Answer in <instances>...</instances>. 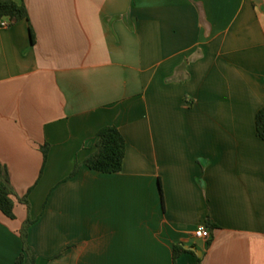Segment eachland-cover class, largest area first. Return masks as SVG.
Returning <instances> with one entry per match:
<instances>
[{"label":"crops","instance_id":"crops-1","mask_svg":"<svg viewBox=\"0 0 264 264\" xmlns=\"http://www.w3.org/2000/svg\"><path fill=\"white\" fill-rule=\"evenodd\" d=\"M14 1L27 18L0 26L15 193L0 264L27 219L35 264H264V0ZM106 125L125 141L119 172L83 164Z\"/></svg>","mask_w":264,"mask_h":264},{"label":"trees","instance_id":"trees-1","mask_svg":"<svg viewBox=\"0 0 264 264\" xmlns=\"http://www.w3.org/2000/svg\"><path fill=\"white\" fill-rule=\"evenodd\" d=\"M7 18L9 24L15 23L19 20L27 18V9L23 3H18L14 0H0V20ZM255 130L258 137L264 141V105H262L255 115ZM96 149L93 153L89 154L83 164L89 169L114 173L119 172L122 168V161L125 152V141L114 125H106L101 127L96 133ZM47 145L42 146V152L45 157ZM79 164H76L70 175L76 173ZM14 197L15 193L9 180L6 176H0V211L10 219L14 215ZM26 201V196L21 198ZM32 223L27 219L22 228L20 229V236L22 239V251L16 258V264H35L36 253L27 242V229ZM206 227L213 229L215 225L209 220H206ZM188 250L182 245L173 246V259L177 258Z\"/></svg>","mask_w":264,"mask_h":264},{"label":"built area","instance_id":"built-area-1","mask_svg":"<svg viewBox=\"0 0 264 264\" xmlns=\"http://www.w3.org/2000/svg\"><path fill=\"white\" fill-rule=\"evenodd\" d=\"M9 25V21L7 18H3L0 20V26H7ZM194 236L196 238H202V239H207L209 237V229L205 225H200L198 226L194 232Z\"/></svg>","mask_w":264,"mask_h":264}]
</instances>
